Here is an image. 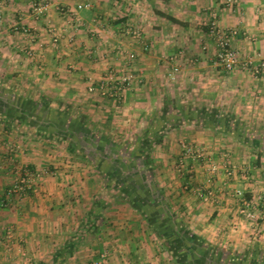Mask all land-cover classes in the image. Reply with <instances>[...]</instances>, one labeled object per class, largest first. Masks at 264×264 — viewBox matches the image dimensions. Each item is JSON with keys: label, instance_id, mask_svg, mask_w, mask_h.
<instances>
[{"label": "crops", "instance_id": "obj_1", "mask_svg": "<svg viewBox=\"0 0 264 264\" xmlns=\"http://www.w3.org/2000/svg\"><path fill=\"white\" fill-rule=\"evenodd\" d=\"M80 1L48 0L35 20L30 0H0V79L51 107L79 111L85 138L99 150L71 152L28 123L0 119V264H236L216 259L215 248L264 249V149L258 158L235 134L200 124V115L166 113L169 127H152L165 102L174 114L216 110L264 131V0H87L92 8L69 24L57 6ZM212 13L237 29L232 46L259 64L258 74L217 65L207 34ZM128 21L141 40L125 35ZM49 28L60 36L55 44ZM106 68H130L138 80L112 100L96 87ZM180 141L202 150L184 158L182 172ZM210 163L218 164L213 174ZM25 164L42 170L35 190L7 195L13 169ZM196 187L214 199L193 195Z\"/></svg>", "mask_w": 264, "mask_h": 264}, {"label": "built area", "instance_id": "obj_2", "mask_svg": "<svg viewBox=\"0 0 264 264\" xmlns=\"http://www.w3.org/2000/svg\"><path fill=\"white\" fill-rule=\"evenodd\" d=\"M49 7L50 5L48 0H31L29 3V14L33 19L39 20L45 16ZM57 8L64 16V19L70 24L73 20H79V12L81 10L91 9L92 3L91 1L83 0L68 7L57 6ZM12 26L14 27V29L20 30V32L26 35L30 40H33L35 38L33 30L30 27L25 26L23 24L19 25L18 23L13 24ZM123 30L134 40L139 41L142 38V32L140 28L133 25L129 21L123 24ZM49 32L53 37V43H55L58 34L54 31V28H49ZM207 34L211 36L214 41V58L217 65H219L226 71H232L238 66H244L250 67L254 74L259 73V64H253L252 60L248 57L241 60L238 51L232 46V41L235 35L237 34L236 28H225L220 26L216 20L215 15L212 14L211 19L208 22ZM123 55L131 61L135 58L134 53L131 51L124 50ZM175 69H177V67H174V70ZM137 80L138 78L133 72H131L130 68L116 70L106 69L101 74L100 78L97 80L96 87L105 97H108L112 100H118L121 98L123 91L126 88L130 87ZM89 88L93 89V86H89ZM180 148L182 154L178 158L179 163L176 165V170L178 172H182L183 161L185 157L199 158L201 156L200 152H202L200 148H195V150L192 149V147L188 145L185 141H180ZM12 149L13 146L10 148V150ZM223 155L226 156V154ZM224 166L225 175L227 177H230L235 169L234 166L230 164L228 158L225 159ZM208 170L211 174L215 173L218 170V164L210 163ZM41 173L42 170L33 169L27 164L16 166L13 169L12 183L11 187L7 189V195L15 194L17 197H21L24 194L34 191L35 185ZM192 193L193 195L201 197L204 200L214 199V195L210 190L202 192L200 187L194 188L192 190ZM242 193L243 191L239 189H235L233 190V192H231V194L237 197H241ZM249 205L250 202H244V204L239 208V211L244 212L249 207ZM11 233V227L7 228V238H11Z\"/></svg>", "mask_w": 264, "mask_h": 264}, {"label": "trees", "instance_id": "obj_3", "mask_svg": "<svg viewBox=\"0 0 264 264\" xmlns=\"http://www.w3.org/2000/svg\"><path fill=\"white\" fill-rule=\"evenodd\" d=\"M27 102H20L19 108H13L10 109V111H6L3 114L6 117H9L11 119H16L22 122H26L29 124L27 119H24V117L19 112L20 109L27 108L26 105ZM28 103L33 104V108L37 109L38 111H42L47 108L49 100L45 96H41L40 101H28ZM52 113V116L56 119H60V121L64 122L68 128L74 129L80 134L84 135L85 128L82 121L73 115H70L66 110H56L53 108L49 109ZM172 109H170L169 104L165 103L163 104L162 113L161 116L155 117V122H152V127L155 128V130H162L165 127H169L170 124H168L170 121H168L166 118L167 114L176 115L177 117L175 120L180 119H186V118H192V119H198L200 115V124L211 126L214 128H218L220 130H223L225 132H230L235 134L237 137H239L242 141H244L246 144H248L252 149H254L256 156L259 158L260 156V150L264 149V131L261 129H255L249 128L247 125L239 121L238 119H233L234 117L231 115H220L216 110L208 111L205 108H200V110H195L194 113L191 110L186 109H173V111H178V113H172ZM167 113V114H166ZM187 116V117H186ZM81 117V116H80ZM167 121V122H166ZM42 130H47L45 127H42ZM154 135L157 137V141H160V136L158 134ZM145 137L143 141H140V145L143 146L144 152H147L149 150V145L147 144L148 139ZM67 149L71 152L78 151V147L72 142L69 141L67 145ZM143 151V150H142ZM79 152V151H78ZM145 155V153H144ZM147 160V158H146ZM132 202L135 201V197L133 198V195H127ZM140 204V203H139ZM138 206L140 207V205ZM67 253H69L67 251ZM249 254L251 255L250 258ZM214 257L219 260H227L228 262L231 261L236 264H264V249L254 248L252 251H248L246 253H237V252H230L227 250H223L221 248H215L214 251ZM233 259V261H232Z\"/></svg>", "mask_w": 264, "mask_h": 264}, {"label": "rangeland", "instance_id": "obj_4", "mask_svg": "<svg viewBox=\"0 0 264 264\" xmlns=\"http://www.w3.org/2000/svg\"><path fill=\"white\" fill-rule=\"evenodd\" d=\"M215 13H212V14L215 15ZM212 14H209L210 19H211ZM100 22H102V20ZM207 28H208V25H207ZM49 34H50V32H49ZM125 35L130 36L127 33H125ZM50 36H51V38H53L51 34H50ZM59 37L60 36L58 34L57 39ZM208 37L210 39H212L211 36L208 35ZM108 69H110V68H108ZM0 86H2V88H6L5 86H8V90L11 91L10 92V91L5 90V89H3V92H1L2 90L0 91V119L1 120H8V122L13 123L14 120L9 118V117H6L3 113L6 111H10V109H13V108H19L21 101L27 102L26 103L27 108L20 109L19 112L24 117V119H27V121L29 122V125L34 126V129L37 132V134L49 136V137H54L55 141L61 143L62 145H65V146L68 145L69 141H72L78 148L80 147L87 152H99V150L93 148V146L85 138L86 136L80 134V132H78L74 129L68 128L64 122L60 121V119L54 118L49 109L53 108V109H56L57 111L58 110H63V111L66 110L70 115H73L76 118L79 117V119L82 121V123H84V118L82 117V114L79 111L75 110L74 108L72 110H69L66 108L65 105L62 108L61 107H59V108L51 107L50 101L48 103L47 108L44 109L43 112L38 111L37 109L33 108V104L28 103V101H31V100L32 101H40L41 100V97H37L35 93L30 94V93L21 92L20 87L13 86L14 87L13 88L12 86H9V84H7L5 82V80L2 78L0 79ZM15 89H17V90H15ZM6 91H8V92H6ZM18 121L14 122V123H16L17 125L20 124V121H19V123H17ZM24 123H26V122H24ZM42 127H45L47 130L46 131L42 130ZM118 190L121 191V189H118ZM129 191L130 192L133 191L132 193L136 192L135 188H132Z\"/></svg>", "mask_w": 264, "mask_h": 264}]
</instances>
